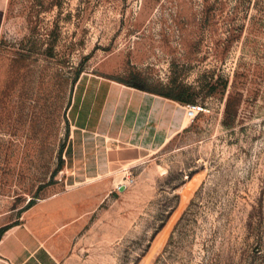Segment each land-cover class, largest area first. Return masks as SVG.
Returning <instances> with one entry per match:
<instances>
[{"label":"rangeland","instance_id":"obj_1","mask_svg":"<svg viewBox=\"0 0 264 264\" xmlns=\"http://www.w3.org/2000/svg\"><path fill=\"white\" fill-rule=\"evenodd\" d=\"M77 71L205 110L112 167L61 264H264V0H8L0 229L63 188Z\"/></svg>","mask_w":264,"mask_h":264},{"label":"crops","instance_id":"obj_2","mask_svg":"<svg viewBox=\"0 0 264 264\" xmlns=\"http://www.w3.org/2000/svg\"><path fill=\"white\" fill-rule=\"evenodd\" d=\"M7 2L0 0V10ZM68 119L63 188L1 228L0 264H61L84 227L92 192L112 167L157 152L187 127L178 102L92 74L76 80Z\"/></svg>","mask_w":264,"mask_h":264},{"label":"built area","instance_id":"obj_3","mask_svg":"<svg viewBox=\"0 0 264 264\" xmlns=\"http://www.w3.org/2000/svg\"><path fill=\"white\" fill-rule=\"evenodd\" d=\"M184 110H185V115L188 116V117H195L198 113L204 111V107L200 104H187L184 106ZM126 183L128 182H131L132 180L129 179L128 177H126ZM120 185H123V183H119L117 185V188L120 186Z\"/></svg>","mask_w":264,"mask_h":264},{"label":"trees","instance_id":"obj_4","mask_svg":"<svg viewBox=\"0 0 264 264\" xmlns=\"http://www.w3.org/2000/svg\"><path fill=\"white\" fill-rule=\"evenodd\" d=\"M78 77H79V72L77 71V72H76V75H75V82H76V80L78 79ZM75 82H74V83H75ZM228 106H229V103L226 104V109H228ZM1 231H2V229L0 230V233H1Z\"/></svg>","mask_w":264,"mask_h":264},{"label":"water","instance_id":"obj_5","mask_svg":"<svg viewBox=\"0 0 264 264\" xmlns=\"http://www.w3.org/2000/svg\"><path fill=\"white\" fill-rule=\"evenodd\" d=\"M124 188H125V186H124V185H120V186L118 187V190H119V191H123V190H124Z\"/></svg>","mask_w":264,"mask_h":264}]
</instances>
